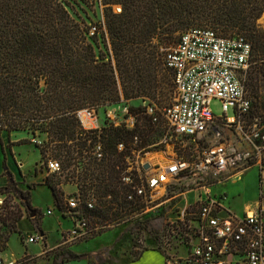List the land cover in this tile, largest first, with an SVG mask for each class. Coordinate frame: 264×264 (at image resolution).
Returning <instances> with one entry per match:
<instances>
[{
	"label": "trees",
	"instance_id": "obj_1",
	"mask_svg": "<svg viewBox=\"0 0 264 264\" xmlns=\"http://www.w3.org/2000/svg\"><path fill=\"white\" fill-rule=\"evenodd\" d=\"M88 2L0 0V146L4 131L9 136L24 130L33 137L44 134L37 145L42 157L52 153L64 165L87 159L77 174L78 186L97 194L98 219H112L126 205L128 190L119 178L123 153L117 144L123 142L126 151L161 149L163 144L156 143L169 136L167 127L159 116L153 122L144 110L134 108L138 113L134 128L110 126L91 133L81 128L75 111L115 103L122 95L124 99L158 96L160 103L170 104L164 91L167 78L160 75V46L175 44L186 29L204 27L251 42L245 86L253 116L263 114L264 30L258 19L264 0H91L90 5L102 6L104 17L93 26L78 12L83 10L81 3ZM97 140L104 145L102 160L87 150L88 141ZM29 142L23 139L19 144ZM60 182L45 181L59 209L65 200L57 186ZM26 207L33 210L28 203ZM21 216L4 209L7 229L0 232L1 250ZM66 252L68 261L86 256Z\"/></svg>",
	"mask_w": 264,
	"mask_h": 264
},
{
	"label": "built area",
	"instance_id": "obj_2",
	"mask_svg": "<svg viewBox=\"0 0 264 264\" xmlns=\"http://www.w3.org/2000/svg\"><path fill=\"white\" fill-rule=\"evenodd\" d=\"M251 52V44L243 36H223L204 27L186 29L163 54V64L172 72L175 85L170 104L157 109L148 99H141V105L132 107L121 96L115 103L75 111L81 128L91 133L110 126L134 128L138 117L134 108L144 110L153 122L161 113L177 143L170 153L160 151L166 154L165 159L153 161L147 159L150 152L136 156L131 153L143 147L126 151L123 142L117 144V151L123 153L117 166L119 178L128 190L124 194L126 205L112 219H98L95 213L101 205L97 194L93 189L85 192L78 186L77 174L87 159L66 164H74L71 174L76 177V189L65 197L71 226L62 231V243L85 240L122 221L128 223L132 248L138 254L146 247L141 236L144 222L151 213L161 214L163 197L172 187L174 200L188 193H196V199L181 207L182 214L189 205L194 209L190 239L181 252L164 247V264H264V121L254 117L251 124L244 126V116L251 108L245 86ZM213 99L221 103L219 116L211 110ZM229 110L233 115H227ZM87 144L89 154L97 160L104 158L101 141ZM78 164L80 169L76 172ZM39 166L50 173L61 170L60 162L53 159ZM253 167L258 169L259 176L257 205L237 213L225 206L223 194L213 187L218 181L238 180ZM106 198L111 199V195ZM5 208L6 194L0 193V232L7 229L3 223ZM51 213L48 209L47 214ZM95 218L98 220L92 225ZM24 240L43 241V236L36 232ZM1 252L0 249V264H18L23 260L21 257L4 261Z\"/></svg>",
	"mask_w": 264,
	"mask_h": 264
},
{
	"label": "rangeland",
	"instance_id": "obj_3",
	"mask_svg": "<svg viewBox=\"0 0 264 264\" xmlns=\"http://www.w3.org/2000/svg\"><path fill=\"white\" fill-rule=\"evenodd\" d=\"M88 1L89 5L81 3L83 10L77 9H79L78 12L82 15V18L87 20L88 25L93 26L104 19L102 6L98 4L90 5L91 0ZM117 8L118 6H115L114 10L117 11ZM258 23L264 30V13L258 19ZM245 39L251 44L246 37ZM171 45L163 44L160 46L162 61L163 54ZM162 68L160 75L164 74L167 78L164 91L170 102L173 100L175 90L173 74L169 69L165 68L164 64H162ZM262 92L264 96V87L262 88ZM141 99H148L149 103L157 107V109H162L168 105V103H160L158 96L155 98L140 96L125 100H128L132 107H136L137 105H141ZM210 107L215 116L222 114V106L219 100L213 99ZM227 115H233V112L229 110ZM158 116L167 127L169 133V136L162 137L156 143L163 144V147L158 150H147V147H143V149L131 151L132 154L133 152L135 153V156L139 152L142 155L150 152V154L156 155L160 159L159 154L164 155L160 151L169 153L172 151V148H176V136L169 129L165 117L161 113H158ZM254 117H258L264 121V113L253 116L251 107L250 112L244 116V126L246 127L251 124ZM44 137V134L33 137L29 131L24 130L13 131L9 136L5 131L1 134L3 146L2 148L0 146V153L3 156L7 154L11 166H6V160H4L0 169V178L3 182L0 185V193L6 194L7 209L19 212L22 216L25 215L26 217L19 220L18 225L16 222L12 225L7 220L9 224L8 229L12 225L16 229L18 227V230H13L9 234L6 247L2 250L1 254L4 257L8 256L10 260H17L22 257L23 260L18 264H88L89 262H93L94 264H118L119 261L134 258L137 253L132 248L134 243L128 234L130 229L127 222L122 223L121 221L115 227L104 229L98 235L97 232L93 233L85 240L62 243L61 230L64 231L70 228L69 221L71 220L65 200L59 209L55 204L51 189L46 185L45 181L47 178L49 180L58 178L61 181L57 184L59 187H62V184H74L76 177L71 174L74 164H71L69 167L65 166L62 164L61 159L52 153H48L45 157H42L38 146H40L39 141H42ZM23 139H29L30 142L19 144V141ZM153 155H149L148 158ZM49 159L60 162L61 170L58 173L47 172L39 166ZM79 169L80 164L76 166V172ZM11 179L12 182L10 181ZM213 190L223 194L225 206L237 213H242L246 207L257 205V200L259 199L258 169L256 167L250 168L235 181L229 180L224 183H219L218 181ZM172 194L173 188L171 187L170 191L163 197L162 206L159 208L160 210L162 209L161 214L155 215L151 213L143 224L141 236H143L146 242L145 249L147 250L154 249L162 252L163 248L166 247L171 252H181L190 239V225L194 209L192 205H189L186 213L182 214L181 207L196 199V193H188L178 200H174ZM64 196L66 197L65 194ZM27 203L35 210L34 218L30 217V208L26 207ZM48 209L52 210L51 214H47ZM61 213L66 218V221L64 217H61ZM59 220L60 222L62 221V225L59 223ZM97 220L96 218L92 219L91 224L94 225ZM37 225L48 234L47 243L58 242L55 243L54 247L46 249L42 241L28 242L22 239V236L34 235L39 229ZM59 239L60 241H58ZM42 248L41 255L35 257L29 256L32 254L36 255ZM66 251L77 254L85 253L86 256L68 261L65 258Z\"/></svg>",
	"mask_w": 264,
	"mask_h": 264
},
{
	"label": "crops",
	"instance_id": "obj_4",
	"mask_svg": "<svg viewBox=\"0 0 264 264\" xmlns=\"http://www.w3.org/2000/svg\"><path fill=\"white\" fill-rule=\"evenodd\" d=\"M6 157V158H5ZM4 160H6V166L10 167L11 166V163L7 157V154L3 156L2 153H0V169L2 167V164L4 163ZM6 169V167H5ZM2 179L0 178V185L3 184V182L1 181ZM12 182V179L10 180ZM62 190L64 192L65 195H67L68 193L74 191L76 189L75 185L73 184H62ZM34 210V209H33ZM35 216V215H34ZM34 216H31V218H34ZM61 217H64L63 214L61 213ZM23 218H26L25 215H23L21 219ZM65 218V217H64ZM33 221V219H32ZM65 221H66V218H65ZM20 221L17 222V225ZM64 222V220H63ZM59 223L62 225V221L60 222L59 220ZM70 225L69 227L71 226V222L69 221ZM33 224H34V221H33ZM38 226V225H37ZM38 233L43 236V245L46 249H50L52 247H54L56 244L55 243H58L57 241L55 243H47V238H48V234L45 233L43 231V229L38 226ZM68 228V227H67ZM18 230V227L17 229ZM63 230H61V233H62ZM33 235V234H32ZM29 236V235H28ZM24 236H22V239L24 240ZM60 241V239L58 240ZM42 251H43V248L36 254H32V255H29L31 257H35V256H39L42 254ZM2 255V258L4 261H9L10 258H8V256H5L3 254ZM118 264H164V259H163V255L160 251L158 250H154V249H144L143 251L139 252L138 254H136V256L134 258H130V259H126L125 261H119Z\"/></svg>",
	"mask_w": 264,
	"mask_h": 264
},
{
	"label": "bare ground",
	"instance_id": "obj_5",
	"mask_svg": "<svg viewBox=\"0 0 264 264\" xmlns=\"http://www.w3.org/2000/svg\"><path fill=\"white\" fill-rule=\"evenodd\" d=\"M162 153H164V152H162ZM168 153V152H167ZM170 153V152H169ZM149 155H153V154H150L149 153ZM148 155V156H149ZM160 155V159H165L166 158V154L164 153V155H162V154H159ZM148 156H147V159L149 160V161H153V160H156V159H159V158H157L156 157V155H153V156H150L149 158H148Z\"/></svg>",
	"mask_w": 264,
	"mask_h": 264
},
{
	"label": "water",
	"instance_id": "obj_6",
	"mask_svg": "<svg viewBox=\"0 0 264 264\" xmlns=\"http://www.w3.org/2000/svg\"><path fill=\"white\" fill-rule=\"evenodd\" d=\"M30 215H31V216H34V215H35V210H31V211H30Z\"/></svg>",
	"mask_w": 264,
	"mask_h": 264
}]
</instances>
